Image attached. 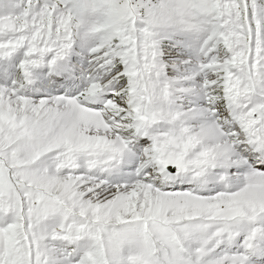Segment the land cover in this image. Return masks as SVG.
I'll return each mask as SVG.
<instances>
[{
  "label": "snow or ice",
  "instance_id": "obj_1",
  "mask_svg": "<svg viewBox=\"0 0 264 264\" xmlns=\"http://www.w3.org/2000/svg\"><path fill=\"white\" fill-rule=\"evenodd\" d=\"M0 264H264V0H0Z\"/></svg>",
  "mask_w": 264,
  "mask_h": 264
}]
</instances>
